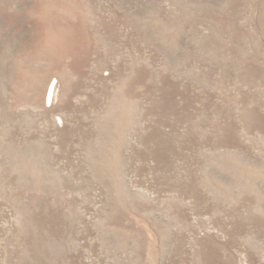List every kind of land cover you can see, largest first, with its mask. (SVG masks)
I'll return each mask as SVG.
<instances>
[{
	"label": "rangeland",
	"instance_id": "1",
	"mask_svg": "<svg viewBox=\"0 0 264 264\" xmlns=\"http://www.w3.org/2000/svg\"><path fill=\"white\" fill-rule=\"evenodd\" d=\"M0 264H264V0H0Z\"/></svg>",
	"mask_w": 264,
	"mask_h": 264
},
{
	"label": "bare ground",
	"instance_id": "2",
	"mask_svg": "<svg viewBox=\"0 0 264 264\" xmlns=\"http://www.w3.org/2000/svg\"><path fill=\"white\" fill-rule=\"evenodd\" d=\"M56 85L52 83L46 84L43 89V94L49 99V101L53 102L56 97Z\"/></svg>",
	"mask_w": 264,
	"mask_h": 264
}]
</instances>
